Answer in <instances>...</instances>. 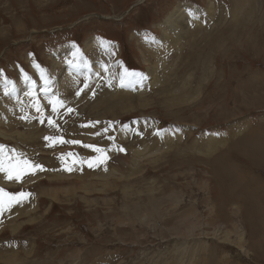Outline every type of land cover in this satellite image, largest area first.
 I'll use <instances>...</instances> for the list:
<instances>
[{"label": "rangeland", "instance_id": "obj_1", "mask_svg": "<svg viewBox=\"0 0 264 264\" xmlns=\"http://www.w3.org/2000/svg\"><path fill=\"white\" fill-rule=\"evenodd\" d=\"M179 5L165 50L142 42ZM65 49L86 72L60 83ZM144 59L142 95L116 83ZM0 120L5 153L44 169L0 173L35 197L0 215V264H264V0H0Z\"/></svg>", "mask_w": 264, "mask_h": 264}, {"label": "bare ground", "instance_id": "obj_2", "mask_svg": "<svg viewBox=\"0 0 264 264\" xmlns=\"http://www.w3.org/2000/svg\"><path fill=\"white\" fill-rule=\"evenodd\" d=\"M209 1H211V0H209ZM206 10H207V12L211 11V8H209V4H208V8H206ZM235 10H237V13H238L237 6L232 9V14L234 16H236ZM198 11H199V13L202 12L201 10H198ZM194 13H195L194 12V9L187 10L182 5H179V6L174 7L172 9V11H170L168 13L167 17L158 26V27H160V29H162L161 38L160 39H157V40H154V41H151V40H142V42H147V43H150V44L154 45V47L156 48L157 51H164L165 50V47H166L165 40L168 39V37L171 36L172 33H175L177 31V29L179 28V25L181 23L185 22L191 16H193ZM170 41H171L170 44H172L173 43V40H170ZM88 45H89V43H88ZM68 50L69 49H65V50H61V51H56V52H54L52 54V56H53V66L54 67L60 66L61 68H63L62 71H61V75H60L61 76L60 83H63L64 81H67L68 79H72V77H74V75H76V74H77L78 77H80L81 76V71L82 72L83 71L86 72V70H82V69H78V68H77V70H75V68H73L72 66H65L64 65L63 61L61 60V55H68L69 54V51ZM143 61H144L145 65H146V69H145L146 73L144 74V76H142L143 79L140 80V79H138L136 77H133V78H131V79L128 80V79H126V77H123L121 74H119L118 73V70H112V73H113V75L115 77L116 83L120 85L121 78L123 77L124 78V87H122L123 89L130 90V88H131L132 89V92H135L138 95H142L143 94L142 93L143 88L146 89L149 86L151 80H154L155 73L157 75H159L155 71V67L154 66H150L149 62L146 61L145 59ZM93 65H94L93 66L94 70L92 69V76H90L91 79L97 78V76L100 73V69L98 68V66H101L98 63H93ZM157 69L161 70L160 65H157ZM77 71H80V72L79 73H76ZM66 75H68V76H66ZM83 77H84V75H83ZM154 85H158V84L155 83ZM152 86L153 85H151V87ZM151 87H149V88H151ZM14 94H15L14 92L8 93L7 94V98L13 96ZM7 102H8L7 100H4L3 99V104L4 105H6ZM16 102L19 105V107H23L22 104H25V103L20 102V100L19 101L13 100L11 103L9 102L7 105L10 106L11 104L16 103ZM3 104H2V106H3ZM25 106H26V104H25ZM10 113H12V112H10ZM0 125L1 126H6L5 122H3L2 120H0ZM8 127L11 128V129H13L14 125L11 123L10 125H8ZM0 135L3 136L4 138H6V136L4 135V133L1 130H0ZM8 137L9 136H7V138ZM211 144L212 143L208 142V147H207L206 151L204 152V154L210 153L213 150V146H211ZM0 179H1V177H0ZM11 194H14V193H11ZM45 196L47 198H55V196L53 197V196H51V194H48V193ZM34 199H35V197L29 196L27 199L23 200L22 203L16 204L18 206L17 207V210H22L24 215H28L31 211L35 210V207H34ZM28 205L30 206V208H28ZM10 214H12L11 211H10ZM10 214L8 213V210H5V216H8ZM10 216L13 217V216H15V214L10 215ZM12 231H14V229Z\"/></svg>", "mask_w": 264, "mask_h": 264}, {"label": "snow or ice", "instance_id": "obj_3", "mask_svg": "<svg viewBox=\"0 0 264 264\" xmlns=\"http://www.w3.org/2000/svg\"><path fill=\"white\" fill-rule=\"evenodd\" d=\"M38 67V66H37ZM129 75H141L137 73H131ZM41 78H44L43 71L41 72ZM25 82H28V77L25 76ZM121 87H124V78H121ZM87 87V85H85ZM44 94L47 96V87L45 86ZM79 94V93H78ZM36 99V103L33 105L36 112L41 113V116H43L42 108L39 104L38 98ZM49 105L51 106L52 112L56 113L59 109L64 107V102L59 99V97H52L48 100ZM73 109L69 108L67 109L68 113H71ZM22 119H26L27 117H21ZM44 122V119H41V123ZM47 122L50 126H56L55 121L52 118H48ZM88 126V125H84ZM159 134V133H157ZM46 140L51 142V145H54L55 143H65L62 139L57 140V138L54 137H45ZM72 143H78L77 141H72ZM92 147V146H89ZM94 151L103 153V150L98 148H93ZM119 151H123L122 148L119 149ZM68 155H72L69 153ZM63 159V157H61ZM108 157L106 155H101L100 158L94 163L90 162L89 167L96 166L98 164L106 163ZM36 170L43 171L44 169L40 165H35L29 162L27 159H24L22 154H17L15 150H12L10 153L5 154L4 146H0V173H4L6 178L8 180H15V181H21L22 177L25 174L32 173L34 174ZM67 170L71 171V168H68ZM31 194L30 193H24L20 192L18 194H9L5 192L3 189H0V215L3 214L5 210L10 211L11 208L15 204L22 203L23 200L27 199Z\"/></svg>", "mask_w": 264, "mask_h": 264}]
</instances>
